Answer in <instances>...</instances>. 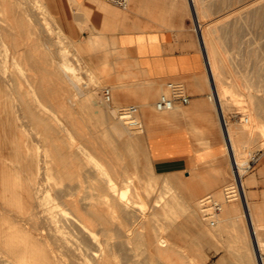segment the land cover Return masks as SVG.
<instances>
[{"label": "bare ground", "instance_id": "1", "mask_svg": "<svg viewBox=\"0 0 264 264\" xmlns=\"http://www.w3.org/2000/svg\"><path fill=\"white\" fill-rule=\"evenodd\" d=\"M37 1L39 2L0 0V11L3 12V15L0 14V97L6 94L5 101L9 99L8 93L4 92V87H7L13 89L14 99L17 100L16 111L12 115L10 125L15 137L11 143L14 151L2 155L0 159V264H179V259L183 261L182 264H209L203 252L197 250L198 247L191 256L186 252L184 244L179 243L183 225L180 220L177 221L174 212L178 211H174L175 204L169 203L176 202L180 192L169 190L170 194L173 192L172 197L167 198L164 204L160 203L159 198L162 195L158 196L159 198L155 197L152 172L148 170L145 177L143 174L137 176L136 173L133 174L137 172L140 162L143 163L142 166L148 162L147 157H143L142 142L140 143L133 133L139 127L142 130L143 119L139 117L141 124L138 125H131L121 117L112 120L107 109L97 104L95 100L97 82L108 72L106 61L91 67L87 66L81 57L77 56L74 61V54L72 60L66 45L56 42L68 34L59 24L60 21L51 24L50 20H46L47 16L42 14L48 9L46 1L41 0L43 6L40 2L39 6ZM258 1L246 0L244 6L234 12L233 16L241 14L248 8L251 9ZM190 2L194 8L201 43L208 57L214 99L220 112L222 109L227 119L225 112L227 104L232 100L238 101L237 95L243 91L241 93L237 90V81L229 80L230 73L222 63L224 60L220 61L217 56L219 49L215 38L207 31L204 21H201V15L206 10L205 3L202 0ZM230 15L232 14H228ZM258 16L264 17V11H259ZM42 17L46 18L43 20ZM216 26L214 31L221 43L223 34L221 30L219 32L218 24ZM96 29L90 34L92 36L89 38V48L104 47L108 51L106 53L108 56L119 54L118 57L122 58L126 55L125 49L119 50L115 40L106 43L104 40L106 33L104 34L97 26ZM7 35L11 37L15 48L10 54L7 50L4 51L7 48L3 47ZM57 36L59 39H55ZM22 37H28L30 50H22L21 53L18 50L20 47L17 46L21 43ZM41 44L44 46L41 47L39 54L35 50H39ZM123 59L124 57L121 59L122 62L113 61L116 66L122 65V69L117 70V81L122 84L125 79L130 78L137 82V85L151 82L147 75L141 74V69L130 72L129 69L128 71L123 69V65H128ZM21 62L26 65V69L20 72L21 69L17 70L16 67ZM133 63L131 60L130 64ZM262 80L264 81V78ZM77 93L82 95L79 100L73 97ZM247 95L255 109L253 117H264L263 97L251 90ZM57 97L62 103H68L74 109L80 104L83 111L91 116L87 119L90 130L89 127L87 129L82 127L74 116L57 117L56 114L54 117L48 111L47 105L48 101L51 102ZM244 117H247L245 121L250 122V116ZM253 122V125L257 124V121ZM227 126L230 138L225 137V140L228 141L230 154L233 152L238 164L242 166L246 159L238 156L240 149L236 133L240 132L239 135L244 139L251 138L250 131L246 126H239L237 129L236 125H229V120ZM259 126L264 127V123ZM97 133L100 140L96 139ZM255 138L253 141L258 140ZM171 175L172 177H169L178 185L185 184V179L180 174L173 172ZM242 182V192L238 198L244 203V213L249 217L252 229L250 239L257 255L255 264H264L262 251L264 236L255 228L254 218L257 214L254 213L252 204L246 201L247 186L244 178ZM158 184L157 186L160 185ZM172 187L169 189L172 190ZM159 191L157 189V192ZM143 192L150 196L146 200L152 198L149 211H145L138 204L137 195ZM202 198H192L187 204L184 200L182 204L177 203L187 210L185 222L196 227L199 242L211 241L219 231L222 233L216 216L211 218L215 213L208 214L209 209L204 207V197ZM221 201L223 206V203L229 200ZM238 205L240 204L236 202L227 205L225 219L229 221L239 219ZM160 213L164 215V219L161 216L163 220L157 222L156 217ZM211 223H217L215 225L219 230L213 228L215 225L212 227ZM248 254L249 252L244 253V257L248 258ZM223 260L224 256L219 258L220 264H224Z\"/></svg>", "mask_w": 264, "mask_h": 264}, {"label": "rangeland", "instance_id": "2", "mask_svg": "<svg viewBox=\"0 0 264 264\" xmlns=\"http://www.w3.org/2000/svg\"><path fill=\"white\" fill-rule=\"evenodd\" d=\"M45 1L48 5V9L44 13L42 12L41 13L47 16V18L46 17H42V18L43 20L44 18H46V20H50L51 24L55 23V21L56 22L60 21L59 24H61V26L63 27L64 31L68 34V36H64L61 40L57 36L55 37V39H59L58 41L56 40L57 43L66 45L67 49L69 50L67 51L69 52L71 59L74 58V55H75L74 61H76L77 56L81 57V59L85 60L84 63L86 62L87 66H91V67L93 66L95 67L99 64H102V62L106 61L105 66L107 67L106 69L108 70V72L104 76V78L103 77L99 78L97 82V87H96L97 95L95 98L97 104L107 109L112 120L119 118L116 113L119 107L130 104V103H136L140 106L139 117L143 119L144 127H142V130H141V127L137 128V130L135 129L136 131L133 133L135 135V138L139 139L140 143L142 142L141 148L144 150L143 152L145 154V155L143 154V157L145 158L147 157L148 162L145 161L147 162L145 163L146 167L144 165L142 166L143 163L140 162V164H138L139 168L137 167L138 170L136 169L137 172H134L133 174L136 173L135 174L136 176L138 174H143L145 177L146 175H148V170L152 172L153 179L151 180L154 181L153 187L156 193L155 197L159 198L162 195L161 197H163V199L165 198V200H163L160 197L159 198L160 203L164 204V201L166 202L169 198H171L175 190H176L175 192H178V193L180 192V194L178 195V200H176V202L169 203V205L175 204L174 205L175 210L174 209L173 210L178 211L174 213L177 215V221L178 222L181 221L183 225L181 228V230L183 231L180 237L181 242L179 243H181L182 245L184 244V247H186V252H188L189 255L191 254L192 256L193 254H195L196 247H198L197 250L199 249L201 252H203L204 256H206L205 259L206 260L208 259L207 260L208 263L210 262L209 264H220L219 258H221L222 256H224V260H223L224 264H245V263L255 264L257 262L256 261L257 255L256 253H254L255 251L253 248L252 241L250 239V233H252L251 232L252 229L250 226L249 217L246 216L244 213V203H242L240 198H236L235 200L233 199L229 201H226L224 199V187L228 183L234 181L232 155H230V152H227V154L225 155V158L214 161L213 163L184 162L186 160L183 158H170V159H162V160L154 159L150 153L149 146L147 143V135H146L147 118L143 116L145 115L144 114L145 109H150L152 113L160 112L159 110L156 109L155 102L158 96L160 95V93L162 91H165L167 87L165 85L160 84L158 93L154 97L148 98L147 96L148 87L147 86L143 87L142 85H137L136 84L137 82L131 80L130 78L125 79L124 82H122V84L121 82H119V80L117 81L118 79L117 70L122 69L121 67L122 65L116 66L115 64H113V61L122 62L121 59L124 57L123 60H126L128 65L127 64H125V66L123 65V69L124 68L127 69V67L129 66V58L127 57L128 52L125 48L123 49H125L127 54L124 55L122 58L118 57L119 54H117V56L111 55L112 57L106 55L108 51L104 47H100L97 49L89 48V38L92 36L90 34H92L95 30H97L96 26L99 25V27L97 28L104 31V34L106 33L104 37V40L106 43L110 42L111 40H115V36L113 35V32L117 30L129 28V10L132 8V0H130L129 5L127 7H121L107 0L111 6L109 9L112 10L113 13H116V14L121 13L122 18H116L113 14L112 15H109L107 13L105 14L104 12L100 11V7H99L100 13L99 12L97 13L95 11L89 12V10H86L87 11V12L85 11L86 16L83 18L82 16H78V15L82 14V11H84V7L81 6V4L77 3L75 0H45ZM39 2L41 3V0H39ZM39 2L37 1V3ZM202 2L205 3L206 10L201 15V21L202 22L204 21V26L207 28V31L209 32L210 35H212L215 38L217 49H219L217 50L218 52L217 56L220 59V61L224 60L222 62L224 63L223 66H226V69L230 73L229 80L235 81V82L237 81L236 82V84L238 83L236 85L237 90H239V92L243 91V93L241 92L242 94L237 95V98L239 99L238 101L232 100L231 102L227 104V108L225 112H227L226 116H227V120H229V125H233V126L236 125L235 127L237 129L239 128V126H246L250 131L251 138L243 139L242 135L241 136L239 135L240 132L236 133L238 138L239 137L242 138V139L237 138L238 147L240 149L238 156L241 159H247L248 153L250 151H256L257 149H260V148L264 149V127L261 126L263 127L261 128L259 126L262 122L264 123V117L263 116L253 117L254 116L253 113L255 109L253 106H251L248 100L249 99L248 95H247L248 91L251 90L254 93H256L258 96L263 97L264 99V81L262 80L263 84L261 81V79L264 78V72H263L264 71V66H263L264 65V62H263L264 61V19H263L264 17L258 16L259 11L261 10L264 11V0H259L256 4L257 6L253 5L254 7H251L250 5L249 7H251V9L248 8L246 10L247 12L244 10L243 12H241V14L237 16H233L234 12H237V10L240 9V7L242 8L246 0H226V1L225 0H202ZM40 3H39V6H40ZM206 4L207 6L210 7V8L208 7V10H207ZM156 6L157 7L159 6V10L160 8L164 9L160 11L161 14L163 15L158 17L159 19L165 20V19L172 18L174 16L176 17L180 16L183 18L184 16H186L189 19V21L193 23L197 31L198 38L200 40L201 48L205 54L206 66L204 70V75L206 79L209 81L207 93H208V96L210 97V95L212 94V85H213L212 82L213 81L210 77V73L208 69V57L206 54V50H204L205 48H203L204 46L201 43L200 31L198 30V24H197L195 15H194V8L192 7V3L190 2V0H148L146 9L144 10H150V9L153 10V8H156ZM109 9H106V10H109ZM80 11H81V14H80ZM0 12H1L0 14L3 15V12L2 11ZM226 12L232 15L228 16ZM234 17H237V18H234ZM217 24H218L219 32L221 30L222 31L221 34H223V42L221 43H220V39L216 36V32L214 31L217 28L216 26ZM49 29L52 30L51 27H49ZM227 32L229 35L227 34ZM0 35H1V32H0ZM225 36H227L228 38ZM21 39H22L21 43L19 44V46H17L18 48L20 47L18 50L21 53L23 52L22 50L24 51L30 50V46H29L30 44L27 43L28 37H22ZM3 43H4L3 45L4 49L7 48L4 51L7 50V53L9 54L12 52L13 49H15L14 45L12 44L11 37H9L8 35L6 36V41H4ZM43 46L44 45L41 44L40 47L38 48L39 50L36 49L37 51L35 50V52L41 54V50H42L41 47ZM223 57H225V59H223ZM10 65L13 66L12 63H10ZM257 66L259 67L257 68ZM25 67L26 65L24 63L22 64L21 62L20 65L16 67V69L17 68H18L17 70L21 69L19 70L21 72L26 69ZM262 72L263 74H261ZM244 77L245 79H243ZM170 79H175V78L169 77V78H166L163 82H166ZM245 82L248 84H245ZM105 86H110L112 88L113 101L111 104L103 103L104 101L102 102L103 100L102 99V89ZM189 91L191 92L190 89ZM4 92L8 93L9 99L5 101L6 94L0 97V159L2 155H8L9 152L12 151L13 153L14 151L11 143L13 142L15 137L13 135V131L10 130V125L12 124V117H13L12 115L13 113H15L16 107H17L16 105L17 100L14 99L15 94L13 92V89L4 87ZM77 94H74L73 97H76L78 100L81 99L82 95H80V93H77ZM211 99L215 101L214 98H211ZM51 102L48 101L49 104L47 105V109L54 117L56 116L57 117H73L74 116L75 118L79 120V123L81 124L82 127H84L85 129L89 127L87 119L88 117H91V116L87 112L83 111V108L80 104H78L77 108L74 109V108H71L68 103L67 104L62 103L59 97L53 98ZM149 103H151V105H147ZM180 106L181 105H178V107ZM69 110H70V113L68 114ZM163 112H167V110H164ZM241 115L250 116V122L245 121V120H242V121L239 120L238 117ZM22 117H24V115ZM25 117H28V116L25 115ZM253 120L257 121V124L253 125L254 124ZM88 130H90V127L88 128ZM255 137H257L258 140H254L255 141L254 142L253 139H256ZM96 139L100 140V136L98 133L96 135ZM263 159H264V156L261 157L257 165H259L263 161ZM254 170L247 172L244 175V181L246 182L247 187L249 185V182H247L248 175L254 172ZM131 171L132 170H130V173ZM173 172L180 174L185 179V184L182 183L183 185L182 184L178 185L177 183H175L173 179L171 178L172 177L171 174H173ZM155 177L156 178L158 177L157 178L158 181L156 180ZM170 180L171 182H169ZM174 183H175V186H174ZM157 184L159 186H157ZM168 184H170L171 186L170 185L167 186ZM176 185L178 187H176ZM172 186L175 188H173ZM169 187H172V190L169 189ZM157 189L158 191L160 189L161 192L160 191L159 192L161 194L157 192ZM169 190L173 192H171L170 194ZM248 192L249 191L247 190V195H248ZM147 194L148 193L143 192L142 194L137 195V198H139L138 201L140 202V203L138 202V204L141 207H143L145 211L151 210L150 202L152 201V198H149V201L146 200L148 197H150ZM208 194H212L215 198L219 200L226 201V202L224 201L225 204L223 203L222 210L220 209L217 213H215V215L211 216V218L212 217L214 218L216 216L215 218L216 222L218 221L219 222V223L217 222L218 225L222 227V233L221 231H219L218 234L220 236L217 234L214 237V239L211 241L199 242L197 240L198 232H197L196 227H193L192 224L187 225L188 222L187 221L185 222V219L187 220V217H186L187 210L183 209L184 208L183 205L178 206V204L179 203L182 204L183 200L185 201V204H187V202H189V200H191L192 198L203 199L202 197H205ZM134 197L136 198V196ZM235 202L240 204L238 205V209H239L238 212L240 211L238 213L239 221L238 220L229 221L225 219V210L228 204L235 203ZM202 208H203V205H202ZM163 210L164 209H162L161 211L164 212ZM255 214H257L255 215V218H254L256 220L255 228H257V230L260 231L262 235L264 236V211L261 212V211L255 210ZM161 216L164 219V215L160 213L156 217L157 222H161L163 220ZM237 221L239 223L241 222L242 223L239 224ZM217 223L215 224L217 225ZM221 223L222 224L225 223V224H223L222 226ZM215 224L211 223V226L213 227ZM216 225L213 228H216V230H219ZM240 227H242L243 229ZM244 240H248V241H244ZM245 243L249 245L247 246ZM199 246H201L202 249ZM262 247H263L262 251L264 252V243ZM245 248L246 249L248 248V249L246 250ZM245 250L249 252L248 258L244 257V253H247ZM182 263L183 261L181 262V259H179V264H182Z\"/></svg>", "mask_w": 264, "mask_h": 264}, {"label": "crops", "instance_id": "3", "mask_svg": "<svg viewBox=\"0 0 264 264\" xmlns=\"http://www.w3.org/2000/svg\"><path fill=\"white\" fill-rule=\"evenodd\" d=\"M76 2L84 7L80 16L85 17L86 10L98 13L100 7L101 12L122 18L121 13L116 14L109 9L111 6L107 0ZM147 2L132 0L129 28L113 32L119 50L125 48L128 52L127 71L141 69V74L149 77L151 82L142 85L148 87V98L154 97L160 84L165 85L163 81L169 77L183 83L190 94L187 104L167 112L159 110L152 113L150 109H145L143 117L147 118L150 153L158 160L183 158L184 162L198 163L221 160L230 151L220 109L207 93L209 81L204 75L206 59L197 31L186 16L159 19L163 15L160 11L164 9L159 10L156 6L153 10H144ZM131 60L133 64H130ZM248 182L247 203L252 204L253 211H264V159L248 175Z\"/></svg>", "mask_w": 264, "mask_h": 264}, {"label": "built area", "instance_id": "4", "mask_svg": "<svg viewBox=\"0 0 264 264\" xmlns=\"http://www.w3.org/2000/svg\"><path fill=\"white\" fill-rule=\"evenodd\" d=\"M113 4L119 5L121 7H127L130 0H109ZM165 86L167 89L162 91L158 96L155 107L158 110H170L178 105L187 104L190 100V94L185 89L183 83L170 79L166 81ZM103 100L109 104L113 101L112 88L110 86H105L102 89ZM211 98H215V93L212 92L210 95ZM117 116L121 117L131 125L141 124L139 120L140 106L136 103H130L124 106H121L117 109ZM222 124L224 128V133L226 138L229 137V131L227 126V119L223 114L221 109ZM245 115L238 117L239 120H247ZM227 145L229 147L228 141ZM264 152L263 148L257 149L256 151H250L245 163L240 166L235 157V154L232 152V160L234 165L235 178L233 182L228 183L224 187V199L230 200L235 199L241 196L243 182L242 179L247 172H250L256 168V165L259 163L262 153ZM204 207L208 208V214L217 213L222 206V201L215 198L212 194H208L204 197Z\"/></svg>", "mask_w": 264, "mask_h": 264}]
</instances>
